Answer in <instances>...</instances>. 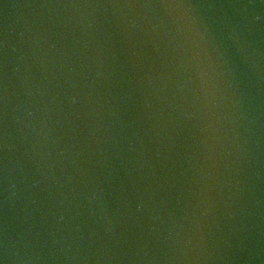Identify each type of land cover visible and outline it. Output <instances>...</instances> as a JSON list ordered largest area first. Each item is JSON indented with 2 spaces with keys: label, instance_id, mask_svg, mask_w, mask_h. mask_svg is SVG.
Returning <instances> with one entry per match:
<instances>
[{
  "label": "water",
  "instance_id": "obj_1",
  "mask_svg": "<svg viewBox=\"0 0 264 264\" xmlns=\"http://www.w3.org/2000/svg\"><path fill=\"white\" fill-rule=\"evenodd\" d=\"M0 264H264V0H0Z\"/></svg>",
  "mask_w": 264,
  "mask_h": 264
}]
</instances>
